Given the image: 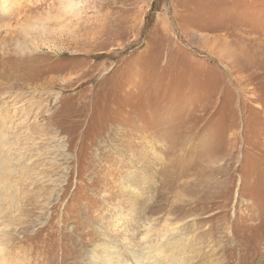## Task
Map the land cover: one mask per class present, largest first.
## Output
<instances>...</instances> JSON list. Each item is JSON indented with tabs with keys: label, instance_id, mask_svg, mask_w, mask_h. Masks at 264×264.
I'll return each instance as SVG.
<instances>
[{
	"label": "rangeland",
	"instance_id": "1",
	"mask_svg": "<svg viewBox=\"0 0 264 264\" xmlns=\"http://www.w3.org/2000/svg\"><path fill=\"white\" fill-rule=\"evenodd\" d=\"M69 1L0 0V264H264V0Z\"/></svg>",
	"mask_w": 264,
	"mask_h": 264
},
{
	"label": "bare ground",
	"instance_id": "2",
	"mask_svg": "<svg viewBox=\"0 0 264 264\" xmlns=\"http://www.w3.org/2000/svg\"><path fill=\"white\" fill-rule=\"evenodd\" d=\"M69 4H68V7L69 6H71L72 4L71 3H73L71 0L68 2ZM4 144H6V141L3 139V138H1L0 137V147H2ZM1 149V148H0ZM1 151L3 152L4 150L3 149H1ZM1 153V152H0ZM8 162V161H7ZM6 162V159L4 158L3 159V157L2 156H0V174L2 173V166L3 167H5L4 166V164H6L7 163ZM5 170L7 171V169L5 168ZM5 192H7V191H5ZM2 194H3V192H1ZM4 196V195H3ZM10 204V203H9ZM0 205H1V203H0ZM1 209V208H0ZM3 212V211H2ZM0 215H1V213H0ZM107 242V241H106ZM111 244V243H110ZM104 246V245H103ZM106 247L107 248H111V247H109V245L107 244L106 245ZM113 248V247H112ZM95 249H96V251H93V253L91 252L90 253V255L88 256V261H90V260H94L95 259V261H96V259L98 260V261H100L102 264H104V263H107V264H123V262H121V261H118V260H116V257L115 258H113L112 259V256H109V257H106V255H104L106 252H104V251H102V249H98L97 247H95ZM112 252H117V251H115V249H113L112 250ZM161 253L164 255V253H167L166 255V259H168V261L169 260H172V258L174 259V258H176L175 257V254H176V251L173 249V247L172 246H168V247H163L162 248V250H161ZM138 255V259L140 260L139 262H142V261H147L148 260V256H145L144 257V255H142V254H137ZM125 257V256H124ZM130 257H131V260L134 262V260L136 261L135 263H137L138 264V260L136 259V256L134 255V256H131L130 255ZM164 258V260H165V262L167 261L166 259H165V256H163ZM106 259V260H105ZM92 264V263H91Z\"/></svg>",
	"mask_w": 264,
	"mask_h": 264
}]
</instances>
